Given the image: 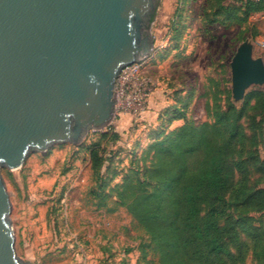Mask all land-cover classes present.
<instances>
[{"label": "rangeland", "instance_id": "rangeland-1", "mask_svg": "<svg viewBox=\"0 0 264 264\" xmlns=\"http://www.w3.org/2000/svg\"><path fill=\"white\" fill-rule=\"evenodd\" d=\"M239 4V0L158 1L150 23L152 51L137 63L139 77L150 82L132 84L129 98H119L110 124L119 137L101 142L111 152L101 170L106 177L104 194L122 182L156 131L183 124L179 113L201 124L210 120V94L216 95L218 106H225L229 91L233 103L229 63L242 41L250 40L254 57L264 61V20L252 16L238 24L219 9ZM254 31L256 38L251 36ZM143 87L149 93L140 99ZM256 88L262 87L247 93ZM106 130L89 132L80 145L56 144L31 152L17 170L0 169L21 263L145 264L137 250L143 236L131 216L124 208L113 210L112 197L100 204L91 195L96 178L84 147L100 140ZM261 133L257 141L264 139V125ZM251 173V181L258 178L255 170ZM251 215L252 225L264 229V212ZM239 238L246 246L240 264H257L251 239L243 232Z\"/></svg>", "mask_w": 264, "mask_h": 264}, {"label": "water", "instance_id": "water-1", "mask_svg": "<svg viewBox=\"0 0 264 264\" xmlns=\"http://www.w3.org/2000/svg\"><path fill=\"white\" fill-rule=\"evenodd\" d=\"M159 0H0V169L31 152L80 145L106 130L120 71L153 48ZM245 39L229 63L233 103L264 86V61ZM0 175V264L18 259Z\"/></svg>", "mask_w": 264, "mask_h": 264}, {"label": "trees", "instance_id": "trees-1", "mask_svg": "<svg viewBox=\"0 0 264 264\" xmlns=\"http://www.w3.org/2000/svg\"><path fill=\"white\" fill-rule=\"evenodd\" d=\"M239 1L219 9L238 24L264 13V0ZM227 92L225 106L210 94L209 121L195 124L179 113L181 126L156 131L106 194L101 170L111 152L101 142L119 135L110 126L84 147L96 178L91 195L100 204L112 197L113 210L124 208L131 216L143 236L137 250L145 264H240L246 248L241 232L251 239L257 264H264V229L252 225L251 215L264 212V139L257 141L264 86L250 90L239 105ZM251 169L259 175L254 181Z\"/></svg>", "mask_w": 264, "mask_h": 264}, {"label": "built area", "instance_id": "built-area-1", "mask_svg": "<svg viewBox=\"0 0 264 264\" xmlns=\"http://www.w3.org/2000/svg\"><path fill=\"white\" fill-rule=\"evenodd\" d=\"M149 82V79L139 77V66L137 63L124 67L120 71L115 84V97L117 102L119 98H129L131 93V91H129V87L132 84L137 83L138 85L142 86L148 84ZM148 93V90L143 87L140 91V99H145L144 97H146Z\"/></svg>", "mask_w": 264, "mask_h": 264}, {"label": "crops", "instance_id": "crops-1", "mask_svg": "<svg viewBox=\"0 0 264 264\" xmlns=\"http://www.w3.org/2000/svg\"><path fill=\"white\" fill-rule=\"evenodd\" d=\"M255 17H256V18L259 17V18H261V20H264V13H263V14L256 15Z\"/></svg>", "mask_w": 264, "mask_h": 264}]
</instances>
